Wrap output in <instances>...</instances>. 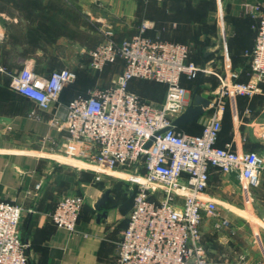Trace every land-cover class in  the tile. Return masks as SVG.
Here are the masks:
<instances>
[{
  "label": "crops",
  "instance_id": "obj_1",
  "mask_svg": "<svg viewBox=\"0 0 264 264\" xmlns=\"http://www.w3.org/2000/svg\"><path fill=\"white\" fill-rule=\"evenodd\" d=\"M213 2L217 0H0V200L15 202L24 209L21 232L28 245L29 264H115L128 226L132 203L127 190L117 183L113 185L109 176L96 181L93 170L63 153L65 132L50 129L55 116L66 117V105L72 99L91 89L107 88L124 71L122 61L107 66L102 73L91 69L90 53L102 41L100 29L111 27L115 40L121 43L139 35L145 27L147 37L190 45L192 61L203 65L218 55L222 58L214 53L220 42L214 45L217 47L211 46V37L217 31L211 23ZM227 2L232 12L233 6L236 10L245 6H250V10L260 6L264 10V0ZM256 14L253 11L252 17L243 15L240 26L230 28L228 54L233 69L241 72V83L257 81L250 73L246 57L255 45ZM234 15L238 20L241 12ZM219 57L212 66L223 71ZM25 68L45 77L69 69L76 73L77 80L64 89L57 104L42 111L12 86L13 76ZM155 85L161 86L163 92L151 96L146 87ZM183 85L192 99L196 91L209 99L218 79H184ZM259 86L262 92L254 97L229 101L219 147L231 144L237 152L264 155V83ZM129 89L143 101L151 103L156 99L155 105L164 102L167 91L165 85L138 79L131 81ZM210 115V109H206L197 121L176 128L200 135ZM216 181L231 192L235 190V202L223 199L213 189ZM233 183L238 186L233 188ZM39 184L41 188L36 189ZM108 190L110 201L98 212L95 206ZM73 194L85 196L86 203L76 232L69 233L58 228L51 215L59 199ZM209 194L227 211L235 210L236 218L235 224L227 212L221 213L230 222L229 227L221 229L231 236L225 239L219 231L209 245L206 242L211 261L234 259L233 264H264V170L256 187L242 185L235 174L223 175L212 170ZM103 213L106 216L100 217ZM209 223L215 229V221Z\"/></svg>",
  "mask_w": 264,
  "mask_h": 264
},
{
  "label": "built area",
  "instance_id": "obj_2",
  "mask_svg": "<svg viewBox=\"0 0 264 264\" xmlns=\"http://www.w3.org/2000/svg\"><path fill=\"white\" fill-rule=\"evenodd\" d=\"M254 48L246 52L248 66L257 81L239 82L225 51L223 71L192 61L188 44L147 37L143 31L118 43L109 26L100 29L102 41L90 53L91 69L102 73L122 61L124 71L107 88L91 89L67 105L64 119L55 116L50 129L65 132L61 148L103 176L118 177L128 171L127 193L132 197L128 226L123 232L115 264H233L212 262L204 243L205 218L215 228L229 227L218 203L209 194L211 172L237 175L240 183L256 187L264 170V155L237 152L231 144L217 145L229 101L252 98L264 83V10L256 6ZM224 37V31H222ZM214 76L218 85L210 91L211 111L200 135L179 132L173 123L193 103L183 80L191 82ZM153 81L167 88L161 105L143 101L129 89L133 80ZM77 80L69 69L45 77L25 68L13 76L12 86L22 96L48 111L59 102L64 89ZM165 131L159 136L157 133ZM264 141V132L262 133ZM50 138V137H49ZM48 138V139H49ZM154 138L149 148L146 145ZM41 184L36 186L40 189ZM86 197L63 196L51 215L52 222L69 233L77 230ZM24 209L15 202L0 200V264H29L28 245L22 239Z\"/></svg>",
  "mask_w": 264,
  "mask_h": 264
},
{
  "label": "rangeland",
  "instance_id": "obj_3",
  "mask_svg": "<svg viewBox=\"0 0 264 264\" xmlns=\"http://www.w3.org/2000/svg\"><path fill=\"white\" fill-rule=\"evenodd\" d=\"M212 20H211V23H212V27H214L215 29H217L216 31V34L212 35L211 39H212V44L211 46H214L217 44H219L220 42V46H219V49L217 51H215L214 53L216 54H221L222 55V58L219 57V60L224 62V56H225V51H227L229 53V41L231 40V27L235 28V27H239L241 23V17L243 15H245V17H252V12L250 10V6H245V8H242V9H237L233 6L232 10H234L233 12L229 10V5H228V2L227 0H217V2H213L212 4ZM228 12H230L228 14ZM240 13L241 12V15L239 16V19L236 20L235 18L237 16H232V13ZM229 18V19H228ZM231 18V19H230ZM222 31H224V37H223V34H222ZM101 43V42H100ZM214 47H217V46H214ZM212 48V47H211ZM203 53V52H201ZM218 57H217V60H218ZM119 76V75H118ZM116 78V77H115ZM114 78V79H115ZM147 88V91L148 93L151 95V96H156V95H159L163 92L162 90V87L159 86V85H155V86H148L146 87ZM141 94V92H139ZM151 103H156L158 101H156V99L154 100H150ZM121 173H116V175H118V177H109V179L112 181L113 185L115 183H117L119 185V187H124V189H126L127 187V179H128V171L124 170V171H120ZM220 181V180H219ZM219 181L215 182L214 185H213V189L215 191L218 192V194L223 198V199H227V200H230L232 203L235 202V190L233 192L229 191V189L227 190V186L226 185H222V183H219ZM235 186L237 187L238 184L236 185L235 183L232 184V187L235 188ZM223 204H221L220 207V213L222 212H227L226 215L228 216V218L230 219H233V223L236 224V218H235V210L233 211H227L224 206H222ZM230 212V213H228ZM204 225H203V234H204V239H205V244L207 242V244L209 245L214 239L217 238V236L219 234H217V232H221L220 236L227 239L228 237H230L231 235L228 233V231H226L225 229H211L210 225L211 223L209 218H205L204 219ZM227 228V227H226ZM216 233V234H215ZM250 234V233H249ZM230 235V236H229ZM207 239V240H206ZM232 251V250H231ZM234 259L231 261H228V262H231V263H234Z\"/></svg>",
  "mask_w": 264,
  "mask_h": 264
},
{
  "label": "water",
  "instance_id": "obj_4",
  "mask_svg": "<svg viewBox=\"0 0 264 264\" xmlns=\"http://www.w3.org/2000/svg\"><path fill=\"white\" fill-rule=\"evenodd\" d=\"M210 106V100L207 97H204L197 91L193 94V103L188 107V109L181 115L178 119H176L173 123V126H179L182 124L192 123L197 121L202 115H204L205 110L208 109ZM165 131H161L157 133L156 136H159ZM154 138L146 145V148H149ZM111 198V191H106L101 199L97 202L95 209L98 212H101L103 208H106L108 202ZM106 213L100 214V217H105Z\"/></svg>",
  "mask_w": 264,
  "mask_h": 264
},
{
  "label": "trees",
  "instance_id": "obj_5",
  "mask_svg": "<svg viewBox=\"0 0 264 264\" xmlns=\"http://www.w3.org/2000/svg\"><path fill=\"white\" fill-rule=\"evenodd\" d=\"M54 73V72H53ZM128 201H130V203H132V197H130V199L128 198Z\"/></svg>",
  "mask_w": 264,
  "mask_h": 264
}]
</instances>
